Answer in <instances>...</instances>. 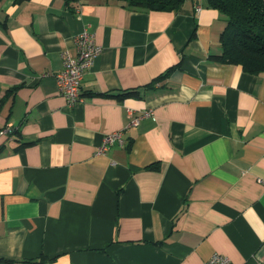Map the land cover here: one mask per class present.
<instances>
[{
	"label": "crops",
	"instance_id": "1",
	"mask_svg": "<svg viewBox=\"0 0 264 264\" xmlns=\"http://www.w3.org/2000/svg\"><path fill=\"white\" fill-rule=\"evenodd\" d=\"M224 26L206 0L176 11L1 0L0 129L32 143L0 134V264L264 260V73L208 59ZM84 30L101 51L69 105L55 73ZM179 62L140 97L100 94Z\"/></svg>",
	"mask_w": 264,
	"mask_h": 264
},
{
	"label": "trees",
	"instance_id": "2",
	"mask_svg": "<svg viewBox=\"0 0 264 264\" xmlns=\"http://www.w3.org/2000/svg\"><path fill=\"white\" fill-rule=\"evenodd\" d=\"M13 1L21 3L27 0ZM112 1L119 2L129 8L167 11H176L185 2V0ZM63 2L67 8L75 11L82 0H63ZM206 2L207 6L216 9L226 22L219 39L221 52L209 54L208 59L215 63L240 64L243 70L252 74L264 73V0H206ZM179 64L180 62L168 67L163 73L142 87L100 94L115 97L119 101L128 97H140L141 89L153 88L154 83L167 77ZM14 134L17 135L15 140L18 142V146L32 143L21 141L18 136L19 133L13 127V132L10 135ZM1 150L2 148H0V152Z\"/></svg>",
	"mask_w": 264,
	"mask_h": 264
},
{
	"label": "built area",
	"instance_id": "3",
	"mask_svg": "<svg viewBox=\"0 0 264 264\" xmlns=\"http://www.w3.org/2000/svg\"><path fill=\"white\" fill-rule=\"evenodd\" d=\"M100 51L101 47L94 41L93 35L84 30L76 39V55H65L62 70L55 73V81L57 91L65 98L67 104L74 105L84 100L81 92V81ZM151 113V111H147L142 115L132 117L123 129L106 133L103 136L98 152H103L116 143L123 145V133L125 130L137 126L142 116H149ZM12 132L13 127L10 125L0 129L1 135H10ZM259 181L264 184V179H259ZM204 264H228V258L215 253ZM256 264H264V260L258 261Z\"/></svg>",
	"mask_w": 264,
	"mask_h": 264
},
{
	"label": "bare ground",
	"instance_id": "4",
	"mask_svg": "<svg viewBox=\"0 0 264 264\" xmlns=\"http://www.w3.org/2000/svg\"><path fill=\"white\" fill-rule=\"evenodd\" d=\"M225 20V19H224ZM226 23V22H225ZM213 54V53H212Z\"/></svg>",
	"mask_w": 264,
	"mask_h": 264
}]
</instances>
